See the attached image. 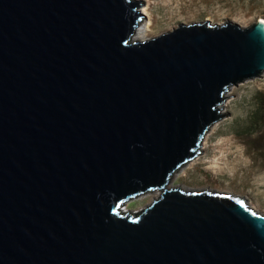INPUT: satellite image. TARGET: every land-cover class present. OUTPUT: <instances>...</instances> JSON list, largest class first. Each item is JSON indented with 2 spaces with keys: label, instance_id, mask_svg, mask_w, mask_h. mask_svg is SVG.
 <instances>
[{
  "label": "water",
  "instance_id": "water-1",
  "mask_svg": "<svg viewBox=\"0 0 264 264\" xmlns=\"http://www.w3.org/2000/svg\"><path fill=\"white\" fill-rule=\"evenodd\" d=\"M143 0H0V264H264V213L169 187L264 72V18L133 40Z\"/></svg>",
  "mask_w": 264,
  "mask_h": 264
},
{
  "label": "rangeland",
  "instance_id": "rangeland-1",
  "mask_svg": "<svg viewBox=\"0 0 264 264\" xmlns=\"http://www.w3.org/2000/svg\"><path fill=\"white\" fill-rule=\"evenodd\" d=\"M143 4L147 5L145 20L151 22L147 37L171 30L179 22L232 20L245 27L264 18V0H143ZM263 95L264 72L232 85L223 100L226 112L205 134L199 154L171 179L172 185L230 192L264 213V157L257 150L261 145L253 144L264 137V121L260 127L252 122Z\"/></svg>",
  "mask_w": 264,
  "mask_h": 264
},
{
  "label": "bare ground",
  "instance_id": "bare-ground-1",
  "mask_svg": "<svg viewBox=\"0 0 264 264\" xmlns=\"http://www.w3.org/2000/svg\"><path fill=\"white\" fill-rule=\"evenodd\" d=\"M143 7H140L139 8V10L140 11H142V12H145L146 10H147V5L146 4H143L142 5ZM146 13V12H145ZM146 19V18H145ZM142 20L139 24H138V26L136 27V29H135V31H134V34H133V40H143V39H147L148 37H147V35H148V31L150 30V25H151V22H150V19L149 20ZM230 90H231V86L225 91V93H224V96H226V95H228L229 96V94H230ZM227 97V96H226ZM225 106L226 105H224V103H223V101L222 102H220L218 105H217V107H218V109H219V112L221 113V114H223L224 112H226V108H225ZM205 136V135H204ZM205 138V137H204ZM203 138V139H204ZM202 139V140H203ZM188 164V163H187ZM183 168V167H182ZM182 168H180V169H182ZM179 169V170H180ZM178 170V171H179ZM178 171H176L173 175H172V177H171V179L172 178H174L175 177V174L178 172ZM171 179H170V181H169V183H168V186L169 187H174L175 185H172V183H171ZM171 183V184H170ZM176 186H181V185H176ZM182 188H184L185 190H195V189H193V188H191V187H185V186H181ZM202 189H205V188H199V189H196L197 191L198 190H202ZM209 190L210 191H215V190H213L212 188H209ZM227 193V192H226ZM233 195V194H232ZM235 195V194H234Z\"/></svg>",
  "mask_w": 264,
  "mask_h": 264
},
{
  "label": "trees",
  "instance_id": "trees-1",
  "mask_svg": "<svg viewBox=\"0 0 264 264\" xmlns=\"http://www.w3.org/2000/svg\"><path fill=\"white\" fill-rule=\"evenodd\" d=\"M264 121V95L260 96L258 99V104H257V108L253 113V118H252V122L254 125H256V127H260V123H262ZM263 135L259 136L255 142L253 140V144L254 146H261L260 148L258 147L257 150H259L260 152H262V155L264 157V137H262Z\"/></svg>",
  "mask_w": 264,
  "mask_h": 264
}]
</instances>
